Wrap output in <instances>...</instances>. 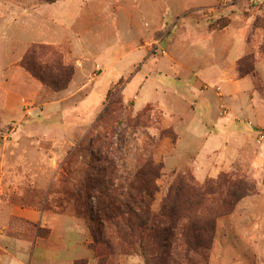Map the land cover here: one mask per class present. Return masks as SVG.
Returning <instances> with one entry per match:
<instances>
[{
  "label": "rangeland",
  "instance_id": "obj_1",
  "mask_svg": "<svg viewBox=\"0 0 264 264\" xmlns=\"http://www.w3.org/2000/svg\"><path fill=\"white\" fill-rule=\"evenodd\" d=\"M40 44L67 89L23 67ZM149 158L155 211L180 178L219 184L210 250L176 240L170 264H264V0H0V264H157L125 226Z\"/></svg>",
  "mask_w": 264,
  "mask_h": 264
},
{
  "label": "trees",
  "instance_id": "obj_2",
  "mask_svg": "<svg viewBox=\"0 0 264 264\" xmlns=\"http://www.w3.org/2000/svg\"><path fill=\"white\" fill-rule=\"evenodd\" d=\"M22 64L44 85L56 92L67 89L74 75L73 66L66 65L62 53L49 45H33ZM114 103L115 101H110L100 115L98 123L110 114ZM161 136L164 137L167 134L163 132ZM163 169L162 163H156L151 158L140 167L137 174L140 178L138 196L137 199L130 197L134 200L136 207L128 206L129 219L126 221L128 225H131L133 222L130 215L132 213L138 215L137 226L136 228H132L133 225L125 226L128 230L130 229L131 237L136 234L138 238L135 240L146 256L155 253L153 257L157 264L171 263L176 250V240L181 241L186 256L192 253L204 257L206 251L211 248L214 229L212 216L204 212L207 206L206 197L214 190L216 191L219 184L215 187L210 182L198 185L194 180L180 178L171 185L167 195L161 198L158 209L155 211L154 205L161 191L158 181L163 177ZM223 183H225L224 180ZM234 188L232 196L236 197L237 201L255 193V186L249 189L247 184L241 181L235 182ZM160 219H163L162 222ZM137 229L138 231H135ZM97 236H93L95 240L92 246L95 245L96 239L102 240L100 235ZM74 264H88V261L78 260Z\"/></svg>",
  "mask_w": 264,
  "mask_h": 264
},
{
  "label": "crops",
  "instance_id": "obj_3",
  "mask_svg": "<svg viewBox=\"0 0 264 264\" xmlns=\"http://www.w3.org/2000/svg\"><path fill=\"white\" fill-rule=\"evenodd\" d=\"M121 52H122L121 49H111L107 53H103L101 56L97 57L96 61L98 63H100V60L102 58L105 59L106 57H114V60L112 61V64H119L124 59H126L127 56H129L128 54L121 55L122 54ZM115 54H116V57L117 58L119 57L120 59L118 58V60H116ZM247 200H249V199H247ZM244 202H246V200ZM51 230H52V228H51ZM52 233H53V231H52ZM52 233H51V235H52ZM11 259H13V260H11ZM11 259L6 264H14L15 262L18 263V264H24L23 261H21L19 258H16L15 256H11ZM74 262H75V260H74Z\"/></svg>",
  "mask_w": 264,
  "mask_h": 264
}]
</instances>
